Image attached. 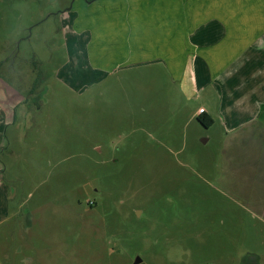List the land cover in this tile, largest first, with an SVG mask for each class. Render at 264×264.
<instances>
[{
  "label": "rangeland",
  "instance_id": "1",
  "mask_svg": "<svg viewBox=\"0 0 264 264\" xmlns=\"http://www.w3.org/2000/svg\"><path fill=\"white\" fill-rule=\"evenodd\" d=\"M88 1L0 0V264H264V115L205 128L212 87L101 72L120 3Z\"/></svg>",
  "mask_w": 264,
  "mask_h": 264
},
{
  "label": "crops",
  "instance_id": "2",
  "mask_svg": "<svg viewBox=\"0 0 264 264\" xmlns=\"http://www.w3.org/2000/svg\"><path fill=\"white\" fill-rule=\"evenodd\" d=\"M114 1L120 3L117 18L113 11L107 17L117 27L103 28L101 72L116 61L125 67L158 63L186 98L213 88L219 110L214 116L199 106L196 117L203 109L201 114L230 132L259 123L264 115V0H181L180 5L165 0L164 7Z\"/></svg>",
  "mask_w": 264,
  "mask_h": 264
},
{
  "label": "trees",
  "instance_id": "3",
  "mask_svg": "<svg viewBox=\"0 0 264 264\" xmlns=\"http://www.w3.org/2000/svg\"><path fill=\"white\" fill-rule=\"evenodd\" d=\"M196 119L205 128H209L212 125V123H213V121L211 120V118H209L205 114H199L196 117Z\"/></svg>",
  "mask_w": 264,
  "mask_h": 264
},
{
  "label": "water",
  "instance_id": "4",
  "mask_svg": "<svg viewBox=\"0 0 264 264\" xmlns=\"http://www.w3.org/2000/svg\"><path fill=\"white\" fill-rule=\"evenodd\" d=\"M206 141H207L206 139H203L201 142L206 143ZM140 262H141L140 259L136 258L133 264H139Z\"/></svg>",
  "mask_w": 264,
  "mask_h": 264
},
{
  "label": "built area",
  "instance_id": "5",
  "mask_svg": "<svg viewBox=\"0 0 264 264\" xmlns=\"http://www.w3.org/2000/svg\"><path fill=\"white\" fill-rule=\"evenodd\" d=\"M204 112V110L203 109H200L199 110V114H201V113H203Z\"/></svg>",
  "mask_w": 264,
  "mask_h": 264
},
{
  "label": "flooded vegetation",
  "instance_id": "6",
  "mask_svg": "<svg viewBox=\"0 0 264 264\" xmlns=\"http://www.w3.org/2000/svg\"><path fill=\"white\" fill-rule=\"evenodd\" d=\"M245 263H247L246 261H245ZM131 264H133V263H131ZM139 264H142V262H140ZM256 264V263H255Z\"/></svg>",
  "mask_w": 264,
  "mask_h": 264
}]
</instances>
